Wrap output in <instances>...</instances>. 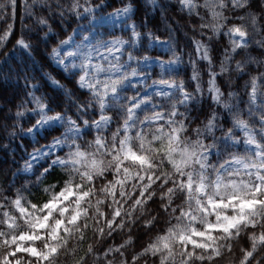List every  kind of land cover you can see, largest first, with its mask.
Here are the masks:
<instances>
[{
    "label": "clouds",
    "instance_id": "obj_1",
    "mask_svg": "<svg viewBox=\"0 0 264 264\" xmlns=\"http://www.w3.org/2000/svg\"><path fill=\"white\" fill-rule=\"evenodd\" d=\"M9 3L0 0V256L16 236L39 253H20L21 264H182L178 226H185L205 233L193 239L209 245L189 248L191 264H264V244L252 240L264 232V206L233 201L217 209V221L193 202L194 219L182 215L189 174L195 185L203 172L205 203L217 174L258 182L233 158L258 160L264 151V0H20L18 23L5 12ZM85 37L126 41L120 62L139 75L118 104L109 100L102 109L71 67L78 57L66 52ZM159 80L175 87L154 84ZM135 97L149 98L141 120L149 110L165 120L175 112L174 126L184 127L181 146L198 141L203 168L190 164L182 177L154 152L151 167L125 159L118 129L127 98ZM246 132L256 144L247 143ZM239 215L255 227L243 223L230 239L209 227H228L224 216Z\"/></svg>",
    "mask_w": 264,
    "mask_h": 264
},
{
    "label": "snow or ice",
    "instance_id": "obj_2",
    "mask_svg": "<svg viewBox=\"0 0 264 264\" xmlns=\"http://www.w3.org/2000/svg\"><path fill=\"white\" fill-rule=\"evenodd\" d=\"M185 2L187 3L188 0H185ZM16 8L17 0H10V3L5 6V12L7 14L6 10L11 9L14 16ZM88 40H90V37L82 38L76 43L74 48L66 52V55L69 57H78V62L74 59L71 67L79 71V83L81 87L91 91L102 109L106 107L109 100L118 104L121 101L122 90L139 75L136 67L126 68L125 64L120 62V54L126 46V41L118 37L108 40L97 39L94 43H89ZM65 43H71V38L65 41ZM131 60L132 56L129 54L128 61L130 62ZM154 84L175 87L171 81L166 80L154 81ZM131 86L136 87V84H132ZM256 87L257 81L254 78L251 85L253 99L256 97ZM156 94L162 97L171 96L170 92H162L159 89H157ZM127 99H129V103L127 107L123 108L124 119L122 127L118 129L121 133L119 137L120 151L126 160L130 159L141 166L151 167V158L148 154L154 152L167 160L182 177V170L190 164H199L201 168L204 167L202 149L200 151L197 150L199 149L198 141L193 145L184 144L181 146V133L184 131V127L183 125L174 126L171 117L175 116V112L170 111L169 119L165 120V114L162 111L149 110L141 120L140 114L145 111L149 98L146 97L143 100L139 97ZM152 109H157V106L153 104ZM137 123H139V128H137ZM235 124L241 130L247 128V122L242 119L235 120ZM146 127L152 129L147 135H145ZM227 135L231 137V132ZM245 136L247 143L256 144L253 135L246 132ZM97 143H100V141L98 140ZM135 146H138L140 151H136ZM77 155L83 154L77 153ZM257 155L259 157L258 160H249L240 156L233 158V163L243 169L248 176H252L254 170L257 183H248L243 179L239 181H225L222 175L217 174L214 183L215 194L209 197L206 203L200 199L201 193L207 195V185L204 182L203 172L197 174L198 182L195 185L193 184L192 174H189L187 184L185 185L189 193V208L186 212H182V215L189 217L190 220L194 219L195 213L191 207L193 202L197 205V211L205 214L211 212L216 215L217 221L220 220L222 215L217 209L221 206L227 207L233 201L238 200L242 205L264 206V200L259 199L264 194V151L257 153ZM148 179H151V177H148ZM181 183L183 184L184 181L182 180ZM194 187L195 195L193 194ZM222 189L228 191L222 192ZM225 195H227L226 200L224 199ZM16 203L21 213L26 212V209L19 207V201H16ZM253 214L258 213L254 211ZM224 219L228 221V227L220 223L209 225V227L224 231L229 234V239L231 238V232L243 223H248L252 227H255L254 223L246 215L224 216ZM9 227H12L11 223ZM178 231V240L183 245L182 264H191L195 257V252L189 251L190 247L192 249L209 248V245L198 243L193 239V236H203L205 233L196 232L194 228L186 231L185 226H178ZM172 235L176 236L177 232H173ZM0 236H3V234L0 233ZM20 238L22 239L23 237ZM209 239H213V237H209ZM252 240L253 242L258 240L264 244V232L259 237H252ZM16 241V236L11 237V244L9 246L12 250L6 251L3 256H0V264H21V261L16 259V257L23 252H32L33 255H39L36 250L23 248ZM3 243L9 244V240L4 239ZM163 246L171 251L167 241H164ZM157 250L159 249L157 248ZM212 250L215 252L216 258H220L221 253L219 249L213 246ZM249 256H251V253L246 252L245 261ZM197 259H203V257H197Z\"/></svg>",
    "mask_w": 264,
    "mask_h": 264
},
{
    "label": "trees",
    "instance_id": "obj_3",
    "mask_svg": "<svg viewBox=\"0 0 264 264\" xmlns=\"http://www.w3.org/2000/svg\"><path fill=\"white\" fill-rule=\"evenodd\" d=\"M19 3H20V0H17V8L15 9V15L13 16L12 15V10L11 9H7V13L11 14L12 16V19L15 23H18L19 22V14H20V8H19Z\"/></svg>",
    "mask_w": 264,
    "mask_h": 264
}]
</instances>
